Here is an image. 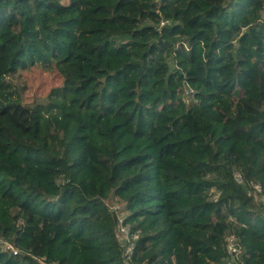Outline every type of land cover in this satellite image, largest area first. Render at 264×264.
Segmentation results:
<instances>
[{
    "label": "trees",
    "instance_id": "16d2710c",
    "mask_svg": "<svg viewBox=\"0 0 264 264\" xmlns=\"http://www.w3.org/2000/svg\"><path fill=\"white\" fill-rule=\"evenodd\" d=\"M34 64L63 82L0 107V264H264V0H0V70Z\"/></svg>",
    "mask_w": 264,
    "mask_h": 264
},
{
    "label": "rangeland",
    "instance_id": "374dc122",
    "mask_svg": "<svg viewBox=\"0 0 264 264\" xmlns=\"http://www.w3.org/2000/svg\"><path fill=\"white\" fill-rule=\"evenodd\" d=\"M59 68L47 69L34 64L16 70H0V107L10 102H20L23 105L39 104V109H44L47 101L52 98V88L63 82ZM110 201L123 209V203L118 202L114 196L110 197ZM255 201L259 205L256 198Z\"/></svg>",
    "mask_w": 264,
    "mask_h": 264
},
{
    "label": "clouds",
    "instance_id": "9594fccd",
    "mask_svg": "<svg viewBox=\"0 0 264 264\" xmlns=\"http://www.w3.org/2000/svg\"><path fill=\"white\" fill-rule=\"evenodd\" d=\"M156 12L159 13V10H156ZM165 23H166V21L162 20L160 22V25H163ZM185 96H186V99L188 101H191L193 99V97H194V91L192 89L186 90ZM254 197L258 200L259 205L264 208V206H263V204H262V202L260 200L261 199L260 197H262V196L254 195ZM105 203H106V205L108 206V208L111 211L115 212V214L117 216V223H116V227H115L116 238L118 239L120 245L123 246V248H124V255H125L126 262H127L129 260L128 258H130L131 254L133 252L134 243H135V241L138 238V233L131 232L130 224L125 222V218H126L127 212L125 211V204L124 203H123V209L122 210L120 209V207L117 204H113V202L110 201V197H108L105 200ZM228 238H227V240H228ZM0 239L5 241L6 243L10 244L15 250H17V253L13 254V251L11 249H4L0 245V249L2 251H7V252L11 253L14 256H17V255H19L21 253V251L12 242L6 240L2 236H0ZM234 240H235V238H234ZM237 253H238V249H237V252H235L234 254H237ZM39 263L40 264H46L42 260H40Z\"/></svg>",
    "mask_w": 264,
    "mask_h": 264
},
{
    "label": "built area",
    "instance_id": "2783aa9c",
    "mask_svg": "<svg viewBox=\"0 0 264 264\" xmlns=\"http://www.w3.org/2000/svg\"><path fill=\"white\" fill-rule=\"evenodd\" d=\"M163 23V22H162ZM236 177H237V180L240 182L242 179L240 177V175L238 173H236ZM253 187L255 189V192H260L261 191V185L259 183H254L253 184ZM254 192V193H255ZM261 199V202L264 206V197H260ZM0 245L4 248V249H11L13 251V254H16L17 253V250H15L10 244L6 243L5 241L1 240L0 239ZM227 249L229 252L231 253H235L237 252V248H236V245L234 244V237L233 236H230L227 240Z\"/></svg>",
    "mask_w": 264,
    "mask_h": 264
}]
</instances>
